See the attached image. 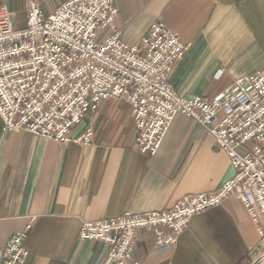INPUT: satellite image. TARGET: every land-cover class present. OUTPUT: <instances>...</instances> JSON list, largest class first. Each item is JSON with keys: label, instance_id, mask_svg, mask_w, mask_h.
<instances>
[{"label": "crops", "instance_id": "crops-1", "mask_svg": "<svg viewBox=\"0 0 264 264\" xmlns=\"http://www.w3.org/2000/svg\"><path fill=\"white\" fill-rule=\"evenodd\" d=\"M45 14L67 0H0L17 24L27 5ZM122 39L136 44L162 21L189 44L170 83L181 95L212 97L241 76L264 69V0H117ZM112 32L103 31L101 39ZM94 129L90 145L61 144L24 130H4L0 115V261L11 235L33 222L25 264H99L104 243L79 238L84 221L170 208L187 194L216 191L235 169L211 133L179 113L153 156L137 149L127 97L109 99L73 129ZM263 250L245 206L229 197L194 215L177 244L156 250L141 231L139 264H252Z\"/></svg>", "mask_w": 264, "mask_h": 264}, {"label": "built area", "instance_id": "built-area-1", "mask_svg": "<svg viewBox=\"0 0 264 264\" xmlns=\"http://www.w3.org/2000/svg\"><path fill=\"white\" fill-rule=\"evenodd\" d=\"M117 0H67L45 14L27 5L20 27L0 5V115L4 130H24L61 144L90 145L94 129H73L109 99L127 97L137 131V149L151 156L179 113L205 127L235 169L216 191L187 194L170 208L84 221L79 238L104 243L99 264H139L133 247L141 231L154 234L165 253L191 218L229 197L243 203L264 253V69L241 76L212 97L186 96L170 83L176 61L189 48L162 21L151 24L136 44L117 26ZM112 32L101 39L103 31ZM33 222L14 232L0 264H25Z\"/></svg>", "mask_w": 264, "mask_h": 264}, {"label": "bare ground", "instance_id": "bare-ground-1", "mask_svg": "<svg viewBox=\"0 0 264 264\" xmlns=\"http://www.w3.org/2000/svg\"><path fill=\"white\" fill-rule=\"evenodd\" d=\"M256 261V264H260V263H262L263 261H264V258H258V259H256L255 260Z\"/></svg>", "mask_w": 264, "mask_h": 264}, {"label": "rangeland", "instance_id": "rangeland-1", "mask_svg": "<svg viewBox=\"0 0 264 264\" xmlns=\"http://www.w3.org/2000/svg\"><path fill=\"white\" fill-rule=\"evenodd\" d=\"M260 258H264V253L262 254V256ZM260 264H264V261L262 263H260Z\"/></svg>", "mask_w": 264, "mask_h": 264}, {"label": "water", "instance_id": "water-1", "mask_svg": "<svg viewBox=\"0 0 264 264\" xmlns=\"http://www.w3.org/2000/svg\"><path fill=\"white\" fill-rule=\"evenodd\" d=\"M252 264H256V261H254Z\"/></svg>", "mask_w": 264, "mask_h": 264}]
</instances>
